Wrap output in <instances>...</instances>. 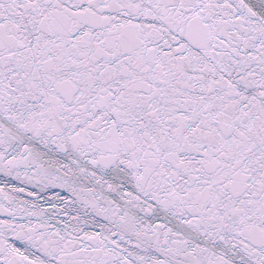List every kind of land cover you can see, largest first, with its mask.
I'll return each mask as SVG.
<instances>
[{
  "label": "snow or ice",
  "instance_id": "1",
  "mask_svg": "<svg viewBox=\"0 0 264 264\" xmlns=\"http://www.w3.org/2000/svg\"><path fill=\"white\" fill-rule=\"evenodd\" d=\"M0 264H264V0H0Z\"/></svg>",
  "mask_w": 264,
  "mask_h": 264
}]
</instances>
